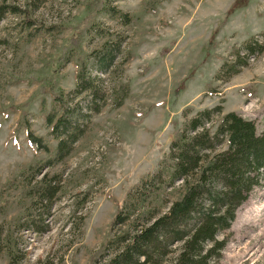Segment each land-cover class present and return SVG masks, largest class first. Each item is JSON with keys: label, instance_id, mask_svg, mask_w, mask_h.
<instances>
[{"label": "rangeland", "instance_id": "obj_1", "mask_svg": "<svg viewBox=\"0 0 264 264\" xmlns=\"http://www.w3.org/2000/svg\"><path fill=\"white\" fill-rule=\"evenodd\" d=\"M93 2L0 0L16 11L0 21V264H93L126 194L160 170L168 178L170 168L161 162L174 132L204 108L221 105L223 114L250 119L264 134V53L229 80L213 81L232 47L264 31V0H119L116 7L132 24L106 16L99 21L128 37L124 51L131 59L120 82L128 84L129 96L120 108L95 116L71 154L47 168L56 147L45 124L57 108L51 89L74 88L79 53L66 65L63 59L77 28L95 17L87 11ZM81 42L77 51L84 55L103 40ZM27 126L49 153L28 142ZM32 167L40 170L35 179ZM43 177L58 179V192L46 231L33 233L24 222L44 210L26 191ZM262 179L217 236L226 241L217 264H264V173ZM182 192L178 182L149 196L148 206L164 211Z\"/></svg>", "mask_w": 264, "mask_h": 264}, {"label": "trees", "instance_id": "obj_2", "mask_svg": "<svg viewBox=\"0 0 264 264\" xmlns=\"http://www.w3.org/2000/svg\"><path fill=\"white\" fill-rule=\"evenodd\" d=\"M117 1L94 0L87 11L95 17L77 28L70 43L72 49L65 53L63 65L70 62L74 51L79 53L77 73L71 91L51 89L57 108L45 115V124L56 147L46 162L47 168L71 154L95 116L107 108H120L129 96L128 84L120 82L123 66L131 59L124 51L128 37L99 21V17L106 16L123 27L132 24L131 16L116 7ZM145 8L153 11V3ZM9 12L16 11L14 7L0 5V21ZM89 36L103 42L83 55L77 50L81 40ZM263 53L264 31L232 47L213 81L229 80ZM218 116L221 119L212 132V123ZM26 128L28 142L49 153L43 140ZM224 143L226 150L214 153ZM165 167L170 168L167 179H163L160 170L126 194L110 224L109 239L93 264H217L226 245L217 236L231 227L238 208L263 180L264 134L257 132L250 119L235 112L223 114L221 105L204 108L174 132L161 162V168ZM29 172L30 178L35 179L40 170L32 167ZM56 180L43 177L31 181L34 183L26 193L33 194V205L44 210L45 217L32 211L29 216L34 218L24 222L26 230L46 231L45 218L58 192ZM178 182L183 192L178 199L168 202L164 211L148 206L149 196L172 190ZM15 257L11 253L10 259L16 260Z\"/></svg>", "mask_w": 264, "mask_h": 264}]
</instances>
